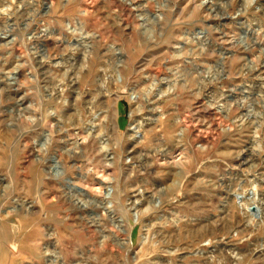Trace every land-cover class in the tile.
<instances>
[{"label": "rangeland", "instance_id": "obj_1", "mask_svg": "<svg viewBox=\"0 0 264 264\" xmlns=\"http://www.w3.org/2000/svg\"><path fill=\"white\" fill-rule=\"evenodd\" d=\"M130 1L0 0V264H264V0Z\"/></svg>", "mask_w": 264, "mask_h": 264}, {"label": "bare ground", "instance_id": "obj_2", "mask_svg": "<svg viewBox=\"0 0 264 264\" xmlns=\"http://www.w3.org/2000/svg\"><path fill=\"white\" fill-rule=\"evenodd\" d=\"M123 2L124 3H126V4H130V5H132V3H131V1L130 0H123ZM259 3V2H258ZM28 6V5H27ZM256 6V5H255ZM26 8V7H25ZM254 8H257V7H254ZM261 8H262V5H261ZM21 9V8H20ZM264 10V9H263ZM260 11H261V9H260ZM255 12V11H254ZM258 12V11H257ZM248 14V13H247ZM245 16V15H244ZM26 18V17H25ZM154 23V22H153ZM252 62V61H251ZM42 66H44V65H42ZM261 67V66H260ZM244 71V70H243ZM248 72V71H247ZM264 71H263V69H259L258 67H256V68H254L252 71H250L249 73H247V75L249 74V76L251 75L253 78H255L256 79V81H258L259 79H260V77H261V75H262V73H263ZM47 73V72H46ZM244 73V72H243ZM99 77V76H98ZM247 77V76H246ZM76 82V81H75ZM118 83H121L120 81H119V79H118ZM259 83V82H258ZM75 84V83H74ZM254 85H255V82L253 83ZM260 84H262L261 86V90L262 91H264V82H261ZM248 85V84H247ZM258 85V84H257ZM70 86H71V89H69V91H72V89L76 86V85H73L72 84V82H71V84H70ZM256 86V85H255ZM213 87V86H212ZM219 88V87H218ZM252 89H254V88H252ZM211 90V86H209L208 87V91H210ZM62 92H63V90H62ZM100 92V91H99ZM212 92V91H211ZM246 92H248V93H250L251 92V90H249V89H247V91ZM264 93V92H263ZM62 94V93H61ZM69 94H72V93H69ZM255 94V93H254ZM153 97V96H152ZM72 99H73V95H72V97H71ZM70 98V99H71ZM247 98V97H246ZM245 98V99H246ZM250 98V97H249ZM81 99V98H80ZM222 99V98H221ZM243 99V98H242ZM229 100V99H228ZM73 101H75V100H73ZM85 101V100H84ZM95 101V100H94ZM222 101V100H221ZM240 102V101H239ZM249 102V101H248ZM243 104V103H242ZM252 104V103H251ZM70 105V104H69ZM136 105V104H135ZM88 106V105H87ZM139 106V105H138ZM249 106V105H248ZM245 107H246V105H245ZM138 108V107H137ZM238 109V108H237ZM230 110V109H229ZM229 110H228V112H229ZM91 111V110H90ZM70 112H72V109L69 111V113ZM68 113V114H69ZM91 113V112H90ZM96 113V112H95ZM98 113V112H97ZM96 113V115H95V117L93 116L92 117V119L91 120H89V118L87 119H83V120H80L79 118H77V117H74V119L73 118H71L70 119V122L69 123H67V125L65 126V130H66V133L68 134H70L71 132H72V130L74 129V128H76L77 126H78V128L80 127L81 129H83L84 131H86V133L88 134V135H90L91 137H93L94 138V140L96 139V140H98V138H101L102 136H103V134H104V131H102V127L100 126V119H101V116L103 115V114H105V112H101V113H98L97 114ZM231 113H232V111H231ZM76 114V113H75ZM135 115V114H134ZM73 115H71V117H72ZM91 116V115H90ZM248 117V115H244L242 118H239V120H237L238 122H240V123H242V122H244L245 120V117ZM231 117V116H230ZM237 118V117H236ZM136 121V120H135ZM178 122V121H177ZM176 125V124H175ZM174 125V126H175ZM103 126V125H102ZM259 127V126H258ZM102 128V129H101ZM171 128V127H170ZM178 128V127H177ZM77 129V128H76ZM104 130V129H103ZM171 130V129H170ZM169 130V131H170ZM186 130V129H185ZM189 130V129H188ZM78 131H79V129H78ZM180 131V130H179ZM174 132V131H173ZM172 132V133H173ZM258 132V131H257ZM176 133V132H175ZM174 133V134H175ZM61 134V133H60ZM171 134V133H170ZM184 130L183 131H181V134L179 135V139L177 140V142H176V140H175V142L176 143H174V144H172L171 145V147H170V151L168 150V155L169 154H174V152H178V151H180V149L182 148L181 147V145H182V142H183V137H184ZM79 135H81V134H79ZM83 135V134H82ZM61 136V135H60ZM84 136V135H83ZM58 137V136H57ZM57 139H59V138H57ZM65 139V138H64ZM85 140L86 141H88L87 140V137L85 138ZM91 141H92V139H91ZM205 141V140H204ZM94 142V141H93ZM173 143V142H172ZM204 146V145H203ZM71 152H73V151H71ZM68 153H69V151H68ZM70 154V153H69ZM56 164H57V175L58 176H60V175H62L63 174V167H61L60 165H61V163H59V162H57L56 161ZM60 164V165H59ZM139 186V185H138ZM70 187V186H69ZM83 188V187H82ZM252 189V188H251ZM82 190V192H85L86 190L85 189H81ZM134 190V189H133ZM138 194H132V197H130V199L128 200V201H131L132 200V207H133V210H135V211H137V209H138V202H139V200H142V199H144V193L143 192H141V191H138L137 192ZM233 193H234V191H233ZM257 193V192H256ZM255 193V194H256ZM245 194V193H244ZM237 195V194H236ZM126 196V195H125ZM230 196H231V194H230ZM234 196V195H233ZM257 196V194L255 195V197ZM260 196V195H259ZM263 197V196H262ZM125 198V197H124ZM127 198V197H126ZM125 198V199H126ZM248 197H246V200L244 201V207H245V209H244V211H245V213L244 214H242L241 212V208H234L235 209V211L234 210H232L233 209V207H231V208H228L227 210H224V212H222V213H227V212H229L230 213V216L229 217H227L228 219H225V217H223V219H221V221H219V222H222L223 224H225V223H227V225L225 226H222V225H218V222H216V223H208V224H211V225H209V229L205 232V233H203L198 239L199 240H196V241H194L192 244L194 245V246H198L199 244H201V243H203V242H206V241H209L211 244H214V242H215V240H217V237H218V235L217 234H223V236H231V234H233V233H242V232H247V233H253V231H252V229H251V227H249L250 226V224H249V222L247 221V220H250V219H247L248 217L249 218H252V217H254L255 215H253V214H251V212L249 211V208L251 207V206H253V205H255L256 204V200H254V199H252L253 200V203H252V201H250V199H247ZM261 198V197H260ZM136 200V201H135ZM260 201L261 200H263V199H259ZM230 201H231V199H230ZM142 202V201H141ZM143 204V203H142ZM128 205V204H127ZM231 205V204H230ZM234 205V204H233ZM232 206V205H231ZM227 207V206H226ZM229 207V206H228ZM258 210H259V212H261L262 210H263V208L259 205L258 207ZM226 209V208H225ZM241 209V210H240ZM140 210V209H139ZM229 213L227 214V216L229 215ZM262 213V212H261ZM261 213H260V215H261ZM137 214H139L140 215V211H137ZM260 215H257L256 217H259ZM247 216V217H246ZM232 219V220H231ZM227 220H229V221H227ZM253 220V219H252ZM251 220V221H252ZM204 224V223H203ZM207 224V225H208ZM220 224V223H219ZM144 225V224H143ZM154 225V224H153ZM179 225V224H178ZM15 226V225H14ZM254 226V225H253ZM147 228H148V225L146 226ZM160 228V227H159ZM231 228V229H230ZM163 229H165V228H163ZM255 229V228H254ZM151 229L150 230H148L147 231V229H146V231L145 232H147V234H146V239H150L151 238ZM167 230L165 229V232H166ZM255 231V230H254ZM154 232V231H153ZM188 232V231H187ZM160 233L161 232H159L158 233V235H160ZM6 235V234H5ZM156 235V234H155ZM164 235H165V233H164ZM168 235V234H167ZM253 236V235H252ZM223 238H229V239H231L232 237H223ZM223 238H221V239H223ZM145 239V240H146ZM220 239V238H219ZM258 240V239H257ZM146 241H148V240H146ZM218 241H220V240H218ZM192 242V241H191ZM256 243L255 244H258L259 242H257V241H255ZM156 243V242H155ZM143 244H145V243H143ZM229 244V243H228ZM15 245V244H14ZM155 245V244H154ZM226 245V244H225ZM252 245V244H251ZM254 245V244H253ZM172 246V245H171ZM214 247H215V245H213ZM256 246V245H255ZM169 248H171V247H169ZM174 248L175 249H177V250H181L180 249V246H174ZM231 249L229 250V251H231V252H233V251H235L238 247H230ZM258 248V247H257ZM256 248V249H257ZM149 249H151L150 247H149ZM202 251H200V252H204L203 251V249H201ZM253 250V249H252ZM223 251H225V250H223ZM208 252V251H207ZM263 252V251H262ZM234 253V252H233ZM236 253V252H235ZM238 253V252H237ZM250 253V252H249ZM153 255V254H152ZM229 255V254H228ZM237 255V254H236ZM259 255V254H258ZM263 256V255H262ZM228 257V256H227ZM153 258V257H152ZM155 258V257H154ZM41 259V258H40ZM233 259V258H232ZM232 259H231V257H228L227 258V260H228V263H232L233 261H232ZM50 260V259H49ZM154 260V259H153ZM223 260V259H222ZM159 261V260H158ZM160 263H162V262H160ZM210 262L209 261H205V263L204 264H209ZM152 264H158L157 262L156 263H152Z\"/></svg>", "mask_w": 264, "mask_h": 264}]
</instances>
